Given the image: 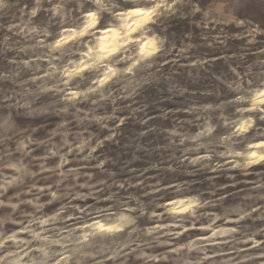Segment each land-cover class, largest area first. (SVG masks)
<instances>
[{
	"label": "clouds",
	"instance_id": "1",
	"mask_svg": "<svg viewBox=\"0 0 264 264\" xmlns=\"http://www.w3.org/2000/svg\"><path fill=\"white\" fill-rule=\"evenodd\" d=\"M0 264H264V0H0Z\"/></svg>",
	"mask_w": 264,
	"mask_h": 264
}]
</instances>
